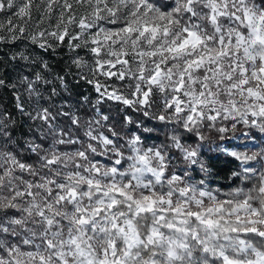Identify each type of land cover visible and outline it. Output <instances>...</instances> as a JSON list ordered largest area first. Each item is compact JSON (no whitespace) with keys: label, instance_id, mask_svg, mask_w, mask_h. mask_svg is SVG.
Listing matches in <instances>:
<instances>
[{"label":"clouds","instance_id":"obj_1","mask_svg":"<svg viewBox=\"0 0 264 264\" xmlns=\"http://www.w3.org/2000/svg\"><path fill=\"white\" fill-rule=\"evenodd\" d=\"M0 264H264V0H0Z\"/></svg>","mask_w":264,"mask_h":264},{"label":"snow or ice","instance_id":"obj_2","mask_svg":"<svg viewBox=\"0 0 264 264\" xmlns=\"http://www.w3.org/2000/svg\"><path fill=\"white\" fill-rule=\"evenodd\" d=\"M62 39H63V37H62ZM211 222H212L211 220L207 221V223H211Z\"/></svg>","mask_w":264,"mask_h":264}]
</instances>
